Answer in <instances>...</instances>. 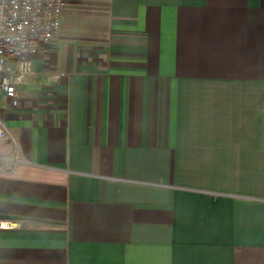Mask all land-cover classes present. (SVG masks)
<instances>
[{
	"label": "crops",
	"instance_id": "0c3cea01",
	"mask_svg": "<svg viewBox=\"0 0 264 264\" xmlns=\"http://www.w3.org/2000/svg\"><path fill=\"white\" fill-rule=\"evenodd\" d=\"M33 71L0 264H264V0H63Z\"/></svg>",
	"mask_w": 264,
	"mask_h": 264
},
{
	"label": "built area",
	"instance_id": "2783aa9c",
	"mask_svg": "<svg viewBox=\"0 0 264 264\" xmlns=\"http://www.w3.org/2000/svg\"><path fill=\"white\" fill-rule=\"evenodd\" d=\"M62 8L63 0H0V95L13 107L18 104L16 88L35 74L34 56L57 36ZM46 75L47 84L65 76ZM6 136L0 121V142Z\"/></svg>",
	"mask_w": 264,
	"mask_h": 264
}]
</instances>
